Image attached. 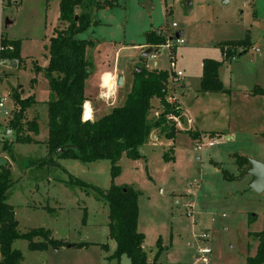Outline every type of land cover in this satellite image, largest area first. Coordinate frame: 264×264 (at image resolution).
<instances>
[{
  "label": "rangeland",
  "instance_id": "rangeland-1",
  "mask_svg": "<svg viewBox=\"0 0 264 264\" xmlns=\"http://www.w3.org/2000/svg\"><path fill=\"white\" fill-rule=\"evenodd\" d=\"M59 1L0 0L1 33L20 41L21 60L2 58L0 96L8 108L12 105L8 95L11 88L20 90L22 97L33 96L36 103L28 109L27 117L38 115V138L47 136L45 102L50 93L41 74L36 75L34 88L29 82L35 76L33 62L42 67L47 64L49 38L58 25ZM113 2L95 10L97 24L78 35L96 40L87 51L93 61L92 71L95 64L111 67L115 59L129 84L140 60L152 67L153 60L141 55L145 49L137 48L146 43L144 31H162L167 38L182 31L183 43L174 46L172 53L175 69L183 71L185 84L182 89L181 80L170 82L166 99L174 95L189 112L193 128L203 131L199 138H192L185 131L183 118L176 116L180 127L175 121L174 125L181 131L175 135L174 151L170 150L171 141L156 131L151 133L155 137L150 135L138 147L141 158L133 160L123 154L119 159L120 173L113 182L130 185L139 193L137 229L145 235V251L150 258L160 238L161 264H245V255L254 252L257 243L248 232L264 227V190L249 189L248 175L239 176L235 156L264 160V97L254 101L248 95L254 85L264 88V0ZM246 35L251 46L241 55L239 48V53L224 60L219 68L220 80L231 94L199 91L202 61H222L219 42L243 39ZM168 50L165 46L155 49L157 66L162 69L169 68ZM99 81L95 75L89 92L93 98L106 91ZM125 88L126 84L118 95L112 93L113 89L103 93V98L108 97L104 98L107 106L102 113L122 102L128 89ZM250 109L251 119L247 115ZM160 111L161 106L154 100L149 117L158 116ZM9 116H0V164L10 163L13 183L6 200L14 208L20 231L44 227L53 231L54 238L88 243V249L69 254L51 246L44 253L30 250L26 240L18 239L13 247L22 252V264H108L112 249L100 246L110 242L107 203L97 198L92 189L85 191L67 181L71 175L105 190L110 185L109 160L83 162L63 158L56 164H35L45 157L46 146L14 142V132L5 126ZM6 130L10 132L6 134ZM211 139H216V143L208 146ZM4 142L11 144L9 151L2 150ZM198 143L201 148L195 149ZM164 153L174 159L165 160ZM226 173L234 177L228 179ZM187 202L192 206L186 208ZM202 233L206 238L200 237ZM204 247L209 249L203 254L207 263L199 259L198 249ZM119 260V264H130L125 255Z\"/></svg>",
  "mask_w": 264,
  "mask_h": 264
},
{
  "label": "trees",
  "instance_id": "trees-1",
  "mask_svg": "<svg viewBox=\"0 0 264 264\" xmlns=\"http://www.w3.org/2000/svg\"><path fill=\"white\" fill-rule=\"evenodd\" d=\"M114 4L113 0H60L58 25L49 38L48 59L45 66L36 61L32 64L34 77L30 79V87L37 84L36 75L41 74L47 81L49 98L47 106V136L44 140L35 138L39 133L38 115L28 118V109L36 103L33 96L22 97L21 91L11 88V112L5 126L14 132V142L42 143L47 147L45 157L34 161L35 164H56L58 159L70 158L83 162L106 159L110 162V185L105 190L69 175L67 183L77 185L87 191L92 189L97 198H101L108 207V238L114 240L115 249L107 258L119 259L125 255L130 264H161L158 261L163 249L160 238L155 243L156 250L152 260H148L143 247L145 235L137 229L139 193L127 184H115L114 178L120 173L119 159L123 154L136 160L141 158L138 147L147 141L152 132L162 133L166 139H174L181 130L168 116H179L181 108L177 102L170 103L166 96L171 81V73L167 69L148 68L142 61L132 71V83L123 102L95 119H83V105L87 100L84 89L85 82L93 72V61L87 50L94 47L96 40L80 38L78 35L92 25L97 24L93 13L95 10ZM165 36L150 30L145 32L148 45L163 44ZM1 44L6 48L1 51L2 58H15L19 62V45L17 39H9L2 35ZM223 60L206 58L202 61V72L199 91L224 93L226 89L219 77V68L226 59L237 55L238 49L246 51L251 42L248 35L243 39L226 40L218 44ZM138 69V70H137ZM253 95L264 97V88L254 85L250 91ZM157 100L161 111L156 117H149L153 101ZM192 138L200 134L186 129ZM211 134V133H209ZM264 136V131L262 132ZM10 143L4 142L2 150H10ZM173 149L171 145L170 150ZM165 160L174 157L163 154ZM238 170L247 165L244 156H235ZM232 179L233 174H224ZM10 163L0 164V264H22L23 255L13 247L18 239H24L30 250L54 248H82L88 243L69 242L54 238L48 228L33 227L24 232L18 230L14 208L6 200V192L12 185ZM85 211L83 213V220ZM257 240L253 255L245 257V264L264 263V228L249 232ZM107 250V243L100 244Z\"/></svg>",
  "mask_w": 264,
  "mask_h": 264
},
{
  "label": "crops",
  "instance_id": "crops-1",
  "mask_svg": "<svg viewBox=\"0 0 264 264\" xmlns=\"http://www.w3.org/2000/svg\"><path fill=\"white\" fill-rule=\"evenodd\" d=\"M59 23V22H58ZM172 23H174V22H172ZM150 30H153L154 31V29H148V30H145L144 31V36H145V32H148V31H150ZM0 31H1V29H0ZM157 32H159V33H162L163 34V32L162 31H157ZM176 33H179L180 35H179V37L180 36H182V31H178V32H176ZM175 33V34H176ZM175 34L174 35H172V36H175ZM165 37H166V35L165 34H163ZM171 36V37H172ZM169 38V37H168ZM166 40H167V37H166ZM146 42V41H145ZM164 44V43H163ZM150 45H148L147 43H145V44H140V45H138V47L137 48H139V50H146V48L147 47H149ZM256 49H258V48H256ZM88 51V50H87ZM143 52V51H142ZM241 52V51H240ZM245 52V51H244ZM242 53H240V55H241ZM234 58V57H233ZM145 59H146V57H145ZM142 61L140 60V62L139 63H141ZM138 63V64H139ZM154 65L155 66H157L158 65V62L156 61V59L155 60H153V63H152V67H154ZM95 66H96V68L94 69V71L89 75V77L87 78V80H86V82H85V89H84V93H85V96H86V98H87V100L85 101V102H87L88 104H89V107H90V118H87V119H94V117L95 118H97V117H100V116H102V115H104V114H106V112L108 113V111H110V109L112 108V107H114V106H117V105H114V106H111L108 110H106L105 112H103L102 113V111L104 110V107H106L107 105H105L104 103H106V101L104 100V98L105 97H108V96H104V98H103V93L104 92H106L107 91V89H113V92L112 93H114V91H115V95L117 94L118 95V93L120 92V90L119 89H122V87L124 86V84H126V86H127V88H125V89H127L126 90V92H125V95H126V93L130 90V87H131V83H132V77H131V79H130V82H129V84L127 83L128 82V78H127V75H126V73L123 71V70H121V69H119V66H118V61H117V63H116V60L114 59L113 60V64H112V66L111 67H109V66H106L105 65V63H103V64H101V66H98V65H96L95 64ZM151 67V68H152ZM149 68V67H148ZM157 68H161V67H158L157 66ZM162 69V68H161ZM183 72V71H182ZM98 76L99 77V84H100V86L102 87V88H106V91H102V94H99L97 97H95V98H93L92 96H90L89 95V92L91 91V89H92V84H93V82H94V76ZM119 77H121V81H122V83L121 84H118V78ZM183 77H184V75H183ZM183 77H182V79H181V84H180V87L183 89L184 88V81H183ZM223 86H224V84H223ZM224 88H225V86H224ZM263 88V87H262ZM226 89V92H224V93H222V94H225V93H228L229 92V94H231V91H230V89H228V88H225ZM168 91H170V89L168 90ZM175 91H177V90H175ZM174 91V92H175ZM251 91V90H250ZM250 91H248V95H250V98L251 99H253L254 101L256 100V99H259L260 98V96L261 95H258L259 97H257V95H252L251 94V92ZM173 92V93H174ZM180 92H183L182 90L180 91ZM236 93H238V92H236ZM125 95H124V97H123V99L121 100L122 102H123V100H124V98H125ZM170 97L171 96H174V95H169ZM174 98L176 99V102L179 104V106H180V108H181V113H180V118L182 117L183 119H182V122L183 123H185V125H186V129H192V130H194V131H196V132H198L199 134H200V136L202 135V133H203V131L202 130H199V129H195V128H193V123H194V121H193V119L190 117V115H189V112L183 107V105L178 101V99L174 96ZM107 99V98H106ZM253 100H251L250 102L252 103L253 102ZM156 101V100H155ZM85 102H84V104H85ZM121 102V103H122ZM121 103H119L118 105H120ZM252 106H253V104H252ZM83 111H84V105H83ZM101 111V112H100ZM251 112V109H250V111L247 113V115H249V113ZM253 114V113H252ZM253 117V116H252ZM249 119H251V115H249V117H248ZM84 119V118H83ZM192 127V128H191ZM185 129V130H186ZM264 131V128H263V130H262V132ZM177 134V133H176ZM39 135V134H38ZM36 136L35 138H37V139H39V140H44L46 137H43V138H38L39 136ZM153 137H155V135L153 136ZM264 138V137H263ZM175 137H174V139H173V141L172 140H169V141H171L170 143V145H172L173 147H174V145H175ZM47 148V147H46ZM173 151H174V148H173ZM46 153H47V150H46ZM259 161H262V162H264V160H261V159H258ZM237 170H238V168H237ZM248 179H250V176L248 175ZM190 204V203H189ZM192 206V205H191ZM15 213V212H14ZM256 215H254V217H255ZM257 217V216H256ZM15 218H16V216H15ZM17 219V218H16ZM17 221H18V219H17ZM33 228V227H32ZM264 228V227H263ZM49 229V228H48ZM18 230L20 231V229H19V221H18ZM51 230V229H50ZM21 232V231H20ZM24 232V231H23ZM52 232V235H53V237H54V234H53V231H51ZM142 232V231H141ZM250 232V231H249ZM248 232V233H249ZM110 239V238H109ZM64 240H66V239H64ZM67 241V240H66ZM70 242V241H69ZM15 243V242H14ZM14 243H13V245H14ZM143 245H144V242H143ZM256 245H257V243H256ZM112 249L111 251H110V254H112V252L114 251V249H115V242H114V240H112V239H110V242H109V244L107 243V249ZM48 249V248H47ZM47 249H45L43 252L45 253L46 251H47ZM62 249H65V250H62ZM82 249H88V247H82V248H73V247H60V248H55L54 250H62V251H64L63 253L64 254H69V253H73L72 251H81ZM255 250H256V246H255V249H254V252H252V253H250L249 254V252L248 251H246V253L247 254H249V255H253L254 253H255ZM109 254V255H110ZM108 255V256H109ZM147 256H148V254H147ZM152 257H153V254L151 255V257L149 258V256H148V260H152ZM245 257H246V255H245ZM120 259V258H119ZM119 259H115V258H107V263L109 264L112 260H114L115 262H116V264H119V262H120V260ZM245 259V258H244ZM264 264V263H263Z\"/></svg>",
  "mask_w": 264,
  "mask_h": 264
},
{
  "label": "built area",
  "instance_id": "built-area-1",
  "mask_svg": "<svg viewBox=\"0 0 264 264\" xmlns=\"http://www.w3.org/2000/svg\"><path fill=\"white\" fill-rule=\"evenodd\" d=\"M172 26H176L175 23H172ZM1 38H2V33L0 31V54H1V51L5 50L6 48L1 44ZM183 43V39L180 37H176V36H172V37H169L167 38L166 40V43L164 44H161V45H150L149 47L151 48V51L148 53L147 57L152 59V60H155L156 59V52H155V49L159 46H165L167 47L169 50H168V56H169V68L167 69L170 73H171V84L173 82H177L179 80L182 79L183 77V72L182 70H179V69H175V57L172 53V50H173V47L174 46H177L179 44H182ZM255 50H258V49H255ZM2 57L0 56V66H1V63H2ZM154 67H157L154 65ZM4 98L0 96V116L1 115H4V118L6 117V115L10 114V111H11V107L8 108L6 105H5V102H4ZM168 102L170 103H173V102H176L174 96H171V98L167 99ZM9 109V110H8ZM4 113V114H3ZM168 118L172 119L173 121L176 122V125L180 127V121L177 120L176 116H168ZM216 143V139H211L209 140L206 144L208 146H212L213 144ZM201 148V143H198L195 147V149H200ZM184 206L186 208L188 207H191V204H189V202L185 203ZM187 215L190 214V212H186ZM206 234L205 233H202L201 234V238H206ZM198 252L201 253V256L199 257V259L203 262V263H207L208 262V259L206 258L205 253H208L209 252V249L204 247V248H199L198 249Z\"/></svg>",
  "mask_w": 264,
  "mask_h": 264
},
{
  "label": "water",
  "instance_id": "water-1",
  "mask_svg": "<svg viewBox=\"0 0 264 264\" xmlns=\"http://www.w3.org/2000/svg\"><path fill=\"white\" fill-rule=\"evenodd\" d=\"M158 33L159 32H157V34ZM179 35H180L179 33L175 34L176 37H179ZM150 51H151V48L147 47L146 50H144L141 53V55L143 57H146ZM240 53H244V51H242ZM121 83H122L121 77H119L118 78V84H121ZM10 130H6L5 133L6 134L9 133ZM151 136L153 137L154 134H152ZM243 175H249L250 176V179L248 182V187L250 190H254V191H258V192L264 190V162L259 161L257 159L248 158L247 165L243 166L239 170V176H243Z\"/></svg>",
  "mask_w": 264,
  "mask_h": 264
},
{
  "label": "bare ground",
  "instance_id": "bare-ground-1",
  "mask_svg": "<svg viewBox=\"0 0 264 264\" xmlns=\"http://www.w3.org/2000/svg\"><path fill=\"white\" fill-rule=\"evenodd\" d=\"M90 107H89V104L87 102H85L84 104V111H83V118L84 119H87V118H90Z\"/></svg>",
  "mask_w": 264,
  "mask_h": 264
}]
</instances>
